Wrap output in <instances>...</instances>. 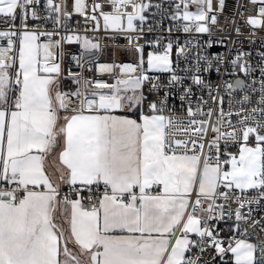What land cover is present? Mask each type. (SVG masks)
Instances as JSON below:
<instances>
[{
  "label": "snow or ice",
  "instance_id": "1",
  "mask_svg": "<svg viewBox=\"0 0 264 264\" xmlns=\"http://www.w3.org/2000/svg\"><path fill=\"white\" fill-rule=\"evenodd\" d=\"M251 2L260 6L247 23L264 27V0ZM109 3L111 12L99 4L92 12L100 11L106 31L126 34L138 31L134 21L142 24L150 6L143 0ZM68 4L0 0V21L7 25L0 30V264H204L186 255L193 248L214 249L222 261L231 254L232 264H264V240L249 242L248 233L257 224L264 232V219L252 216L253 205H264V79L259 89L240 79L225 82L229 93L234 88L260 93L251 109L243 107L252 101L245 94L235 113L220 108L213 121V109H193L188 87L180 96L189 102L188 119L166 116L170 93L149 100L144 85L158 93L183 83L169 41L162 53L149 52L146 61L137 45L138 64L98 65L101 74L119 68L113 83L84 78L81 92V77L69 72L78 87L64 91L62 43H79L85 52L98 50L99 43L75 34L53 40L58 32L30 27L28 20H51L58 27L75 12L86 23L96 22L93 31L99 29L98 17L87 14L86 0H74L71 11ZM224 4L218 0L217 11ZM128 5L130 13L123 11ZM171 18L183 22L177 30L184 33H210L209 24L217 22L213 0H178ZM126 38L133 43L131 35ZM185 53L178 46L177 55ZM249 55L237 52L230 61L233 72L254 71ZM259 55L264 75V52ZM82 58L73 56L78 65ZM213 60L219 73L225 57ZM195 61L191 81L208 87L201 72L212 68V61L199 51ZM147 71L171 73L167 85ZM204 201H209L207 220L196 215ZM226 218L233 220L227 240L209 223Z\"/></svg>",
  "mask_w": 264,
  "mask_h": 264
},
{
  "label": "built area",
  "instance_id": "2",
  "mask_svg": "<svg viewBox=\"0 0 264 264\" xmlns=\"http://www.w3.org/2000/svg\"><path fill=\"white\" fill-rule=\"evenodd\" d=\"M74 0H69V10H72V3ZM140 2V0H137ZM145 4L150 5L142 14L145 16V21L141 24L139 20L134 21L137 26L138 31L132 33H118L112 30H105L103 27V19L100 16V11L95 13L92 12V5L99 4L102 5L101 11L111 12L112 6L109 0H86L88 5L87 14H95L100 22L98 30L93 31L95 27V21L85 22V17L73 12L70 18H65L63 21V26L54 27L51 20L48 21H33L28 20L29 26L39 25L40 30L53 32L56 31L59 35L52 37L53 40H59L62 36L66 35H79L81 37H87L93 42L99 43L100 47L98 50H92L91 52H85L79 43H67L64 42L60 46L59 50L63 51V57L60 60L63 75L67 78L69 72L73 75H78L81 77L80 90L84 91L83 79L87 78L89 80H104L108 83L114 82V75H119V68L114 69L113 75L101 74L98 71V65L108 64V65H121V64H138L139 63V53L136 50V46L140 45L143 47V53L145 61L147 60V54L149 52L162 53L164 51V46L171 41L173 43L172 49V62L173 68L176 74L185 77L182 84L176 85L172 88H161L159 92L149 91L151 84L146 82L144 85L145 95L148 96L149 100H159L163 98L166 91H168V108L171 111H166L164 114L180 117L183 120H187V108L189 106L188 101H181L180 96L183 94L185 88L191 87L192 97L191 106L193 109L200 105L204 111L209 108L214 110L212 120L215 121L217 115L219 114V109L223 108V111L227 113L228 111L236 112L241 105L237 104L236 101L241 100L245 94L252 97V101L249 104L243 105L244 108L251 109L256 106V101L259 99L260 93L253 92L251 88L243 89H233L231 93L225 90V82L234 83L236 79L243 80L245 85H252V88L259 89L260 81L264 79V75L260 72L261 52H264V27L253 28L247 23V20L251 16L258 15V8L260 5L253 4L251 0H225L224 8L222 11H217L218 0H213V9L217 16L216 24H209L211 29L210 33L200 34V33H184L182 30L178 31V24L183 23L182 21L172 20V14L174 12L175 2L178 0H143ZM44 0H41V4ZM158 5V7H157ZM39 7V6H38ZM194 9V7L192 8ZM123 11L132 12L133 9L131 5L126 6ZM44 15L45 13H41ZM19 24V21L16 22ZM126 23V21H125ZM7 28L2 21H0V30ZM143 29L142 31L139 29ZM151 29V31H149ZM171 29V31H169ZM239 29V33L237 32ZM131 35L133 43H129L126 38ZM47 37H41V41H46ZM159 41L157 45L156 42ZM191 41V43H189ZM211 41V46H208V42ZM178 46L185 47L186 53L183 56H178ZM199 51L202 55H206L210 61H212V68L208 71L201 72L202 79L208 87L198 86L192 83L191 67L196 63L195 55ZM238 51L250 53L247 57L248 63L252 66L254 71L249 75L239 71L238 69L233 72L232 65L230 61L235 58ZM83 58L78 65L73 59V56H81ZM222 55L225 57L224 63L220 64V72L216 71V61L213 57ZM205 67L207 66L204 62H201ZM146 67V65H145ZM194 70V69H193ZM231 73V74H229ZM146 74L151 78H158L162 85H167L168 79L171 73H162L155 71H147ZM136 75H140L139 70ZM121 79H127L126 75L120 76ZM253 80L256 81L253 84ZM78 85L76 84V88ZM76 90V89H75ZM213 97H216L213 100ZM223 98V103H220V98ZM243 115V113H242ZM196 119H207L206 116L195 117ZM232 123L237 124V117L233 115L231 117ZM238 126V125H237ZM231 132L232 129H227ZM212 138L211 130L208 132L207 139ZM207 143V140L205 141ZM229 151H236L235 147H230ZM221 201H217L220 203ZM209 201H204L200 210L196 213L198 218L201 220H207L209 213L204 211L207 207ZM233 208L236 207L235 204L232 205ZM254 211L252 216L255 220L264 219V205L257 206L253 205ZM243 211L247 212V208ZM226 221H209L210 224L215 223L217 230L220 232L221 237L227 240L228 237L232 236L233 233L230 228L233 227V220ZM241 227H246V225H241ZM261 225L257 224L255 228H249V242L259 243L264 240V232L260 231ZM188 255H193V257H199L204 264H220L225 262L227 255L222 261L219 256L216 255L214 249H208L204 253H200L199 249L193 248L192 252ZM214 257V259H213Z\"/></svg>",
  "mask_w": 264,
  "mask_h": 264
},
{
  "label": "trees",
  "instance_id": "3",
  "mask_svg": "<svg viewBox=\"0 0 264 264\" xmlns=\"http://www.w3.org/2000/svg\"><path fill=\"white\" fill-rule=\"evenodd\" d=\"M62 88L64 91H75L76 83L71 78H66L62 84ZM229 264H232V262Z\"/></svg>",
  "mask_w": 264,
  "mask_h": 264
},
{
  "label": "crops",
  "instance_id": "4",
  "mask_svg": "<svg viewBox=\"0 0 264 264\" xmlns=\"http://www.w3.org/2000/svg\"><path fill=\"white\" fill-rule=\"evenodd\" d=\"M178 234H179V233H178ZM190 237L195 238V234H190ZM186 255H188V254H186ZM230 256H231V254H229V255L227 256L225 262H222V263H220V264H229L230 262H232Z\"/></svg>",
  "mask_w": 264,
  "mask_h": 264
},
{
  "label": "rangeland",
  "instance_id": "5",
  "mask_svg": "<svg viewBox=\"0 0 264 264\" xmlns=\"http://www.w3.org/2000/svg\"><path fill=\"white\" fill-rule=\"evenodd\" d=\"M191 10H195V9H191ZM234 152V151H233ZM231 257V256H230ZM231 260H232V257H231Z\"/></svg>",
  "mask_w": 264,
  "mask_h": 264
}]
</instances>
